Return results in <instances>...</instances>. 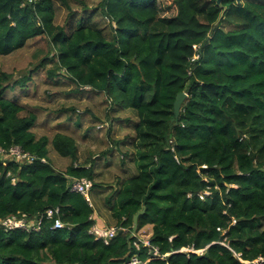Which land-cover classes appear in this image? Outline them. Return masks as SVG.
Instances as JSON below:
<instances>
[{"label":"trees","instance_id":"1","mask_svg":"<svg viewBox=\"0 0 264 264\" xmlns=\"http://www.w3.org/2000/svg\"><path fill=\"white\" fill-rule=\"evenodd\" d=\"M58 5L68 10L63 23ZM39 40L47 48L28 73L0 72V145L36 156L0 158V219L25 213L42 223L1 228L0 264H126L133 254L148 264H244L264 256V0H101L80 11L71 0H0V57ZM39 69L50 83L69 78L77 90L104 92L113 112L136 111V171L106 199L119 228L109 244L91 232L106 227L95 207L71 187L73 178L97 176L96 158L79 164L78 142L65 133L37 137V114L9 95L28 91ZM180 92L188 96L177 118ZM50 143L71 158L65 170L51 162ZM144 206L138 232L152 225V246L137 249L133 217ZM49 209L58 211L48 217ZM56 219L66 227L55 228Z\"/></svg>","mask_w":264,"mask_h":264},{"label":"rangeland","instance_id":"2","mask_svg":"<svg viewBox=\"0 0 264 264\" xmlns=\"http://www.w3.org/2000/svg\"><path fill=\"white\" fill-rule=\"evenodd\" d=\"M100 2L101 0H71V5L72 8L80 11L84 3L88 8H96ZM67 14L68 10L65 6L58 5L57 21L63 23ZM97 19L103 25H107L103 15H98ZM46 48V40L30 41L24 48L1 56L0 72L13 73L15 78L28 73L36 65L34 53L39 50L46 51ZM34 75L28 91L17 89V91H9V95H19L27 111L37 114L38 120L33 127L37 137L46 135L53 139L56 133H65L78 142L79 164L86 163L87 158L91 156L96 158L95 167L98 173L93 182L98 185H94L90 202L95 207V213L105 217L109 211L106 199L126 177L136 171L134 158L137 148L133 140L135 136L133 125L138 119L136 111L126 109L113 112L110 108L112 102L104 92L88 88V91L77 90L69 78L60 79L63 83L53 84L43 76L42 69ZM76 117L80 118V125L74 121ZM49 154L53 165L60 170H65L72 162L70 157L61 156L52 143L49 144ZM105 224L117 226L115 221ZM148 226L137 232L138 240L148 239L151 231ZM184 250L189 249L184 248ZM202 251L197 250L198 253Z\"/></svg>","mask_w":264,"mask_h":264},{"label":"built area","instance_id":"3","mask_svg":"<svg viewBox=\"0 0 264 264\" xmlns=\"http://www.w3.org/2000/svg\"><path fill=\"white\" fill-rule=\"evenodd\" d=\"M10 156L17 162H33L36 160V156L28 151H25L20 145H12L9 148H5L0 145V158ZM45 161V159H43ZM94 182L93 180L83 177V178H73L72 179V190L84 194L89 200L90 193L93 189ZM58 210L49 209L46 213L48 217H52L54 213H57ZM42 219L39 222H34L30 220L27 214H15L4 219H0V229L4 228L5 230H10L14 228H25L28 230L40 228ZM55 228H64L66 224L61 219H56ZM119 228L117 226H106L102 227L98 224L93 225L91 232L94 233L98 239H102L106 244H109L110 241L117 235ZM134 240V246L137 249H140L142 245L152 246L150 243V236L148 239L138 240L137 235ZM155 253H158V248L153 246ZM241 261L244 264H264V256H260L253 260H243ZM149 260H141L140 257L136 254H133L129 257L126 264H148Z\"/></svg>","mask_w":264,"mask_h":264},{"label":"water","instance_id":"4","mask_svg":"<svg viewBox=\"0 0 264 264\" xmlns=\"http://www.w3.org/2000/svg\"><path fill=\"white\" fill-rule=\"evenodd\" d=\"M222 0H217L218 4H221ZM241 1V0H238ZM188 94L186 92H180L177 95L175 104H174V109H175V115L178 118L182 104L184 103L185 99L187 98ZM146 212V206H144L141 210H139L133 217V228H132V236H135L138 232L139 228V218L142 214Z\"/></svg>","mask_w":264,"mask_h":264},{"label":"crops","instance_id":"5","mask_svg":"<svg viewBox=\"0 0 264 264\" xmlns=\"http://www.w3.org/2000/svg\"><path fill=\"white\" fill-rule=\"evenodd\" d=\"M109 214H110V212L108 211V214L107 215H105V217H100V215H98V217H100L101 218V223L102 224H104V223H107V222H109ZM99 225V224H98ZM101 226V225H100ZM106 226H108L107 224H106ZM148 227H150L149 229L151 230L150 231V233H149V235H148V237L149 236H151L152 235V225H149Z\"/></svg>","mask_w":264,"mask_h":264},{"label":"clouds","instance_id":"6","mask_svg":"<svg viewBox=\"0 0 264 264\" xmlns=\"http://www.w3.org/2000/svg\"><path fill=\"white\" fill-rule=\"evenodd\" d=\"M137 235V234H136ZM151 237V236H150Z\"/></svg>","mask_w":264,"mask_h":264}]
</instances>
